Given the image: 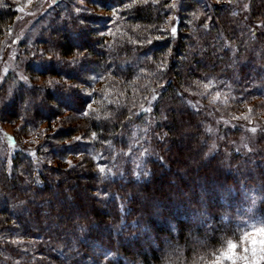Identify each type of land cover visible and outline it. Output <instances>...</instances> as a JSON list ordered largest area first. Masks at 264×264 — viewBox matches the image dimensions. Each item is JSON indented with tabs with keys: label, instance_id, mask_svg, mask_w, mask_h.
<instances>
[{
	"label": "trees",
	"instance_id": "trees-1",
	"mask_svg": "<svg viewBox=\"0 0 264 264\" xmlns=\"http://www.w3.org/2000/svg\"><path fill=\"white\" fill-rule=\"evenodd\" d=\"M61 1L0 109L38 137L0 157V264H216L264 221V0ZM16 16L0 0V45ZM212 104L260 148L217 147Z\"/></svg>",
	"mask_w": 264,
	"mask_h": 264
},
{
	"label": "rangeland",
	"instance_id": "rangeland-1",
	"mask_svg": "<svg viewBox=\"0 0 264 264\" xmlns=\"http://www.w3.org/2000/svg\"><path fill=\"white\" fill-rule=\"evenodd\" d=\"M17 9V16L12 24V27L4 34L0 45V109L5 108L8 100L11 99L17 82H31V75L27 69L29 57L26 50L32 49L33 41L38 37L40 28L44 26L49 18L55 13V9L52 5L56 4L59 0H10ZM61 1V0H60ZM211 4L227 2L233 7L247 10L250 0H206ZM62 2V1H61ZM80 10L90 9L91 12L101 14L102 16L112 18L115 13L111 9L102 8V6L87 5L82 0L79 1ZM185 9L182 12L186 14ZM169 21V18L167 19ZM112 19L108 20L110 24ZM170 22V21H169ZM104 33V32H103ZM29 42L27 46L23 47L22 42ZM93 75V74H92ZM94 83L88 84L84 87L88 92L93 90V85L98 84V78L92 77ZM53 80V79H52ZM55 80V79H54ZM44 79H37V83H42ZM49 83L48 80L45 82ZM9 84V85H8ZM12 94V95H11ZM217 98V97H216ZM194 102L198 105H202L200 100L193 98ZM7 101V102H6ZM11 101V100H10ZM258 101V100H257ZM260 101V100H259ZM6 102V103H5ZM4 105V106H3ZM207 107V113L210 120L207 122V127L214 140L217 142V147L220 142L223 141V137H226L224 131L227 128H241L243 133L238 136L231 137V141L236 148H245L257 150L260 145L257 141L260 139L259 133L262 130V123L260 120H247L242 116H234L233 119L227 118L221 112H219L217 105L212 104ZM204 106V105H203ZM202 107V106H201ZM215 107V108H214ZM7 112V113H6ZM13 110L9 107L5 111L4 116L0 115V157H5L9 161V165H12L10 161L17 150L23 149L17 145L11 133H16L22 140L24 145H33L38 141L36 133L27 129V134L24 135L23 131L19 128L22 124L21 120H17L13 115ZM242 115V114H241ZM254 118H260L264 120V107L259 108L258 112H255ZM145 127L141 128L138 132H144ZM136 132V136H137ZM223 136V137H222ZM221 137V138H220ZM220 138V139H219ZM34 142V143H33ZM259 145V146H258ZM256 219L252 220L249 224L254 225ZM107 258H105L106 260ZM113 264L116 262L112 260ZM216 264H263L264 263V221L259 225L248 229L242 237L231 240L225 248H223L216 261ZM111 264V263H110Z\"/></svg>",
	"mask_w": 264,
	"mask_h": 264
}]
</instances>
